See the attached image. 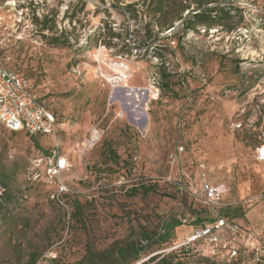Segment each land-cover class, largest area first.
<instances>
[{
    "label": "rangeland",
    "instance_id": "374dc122",
    "mask_svg": "<svg viewBox=\"0 0 264 264\" xmlns=\"http://www.w3.org/2000/svg\"><path fill=\"white\" fill-rule=\"evenodd\" d=\"M135 2L0 0L3 60L57 120L53 134L34 138L0 125V174L16 198L0 212V264L32 256L74 264L86 246L112 250L165 227L164 242L142 241L138 263L168 252L200 220L213 224L186 194L198 189L200 166L211 184L227 189L221 215L254 244L243 264H264V161L256 160L264 146V0H229L238 22L231 32L175 23L164 34L162 59L120 49L121 40L107 45L105 26L138 30L142 40L146 20L129 21L121 9ZM34 18H46L48 29ZM127 89L136 97L125 96ZM93 132L99 139L86 149ZM55 150L69 169L42 183ZM59 181L69 189L66 203L78 202L80 217L68 223L49 199ZM197 248L218 253L207 243Z\"/></svg>",
    "mask_w": 264,
    "mask_h": 264
},
{
    "label": "trees",
    "instance_id": "16d2710c",
    "mask_svg": "<svg viewBox=\"0 0 264 264\" xmlns=\"http://www.w3.org/2000/svg\"><path fill=\"white\" fill-rule=\"evenodd\" d=\"M120 1L113 0L116 4H119ZM101 3H103V0H101ZM229 5V0H137V2L125 5L121 9L129 21L137 23L138 20H146V24L142 27V40H139L137 35L138 30H132L128 27L122 31L123 33H115L110 27L105 26L107 45H112L113 40H121L120 49L134 50L139 55L142 53L143 56H146L151 51L153 57L162 59L160 52H163L167 48L166 45L163 47L162 42L168 40V37L164 36V34L174 28L175 23L180 22V25L186 31L196 27H204L206 30H210L213 27L219 26L226 30V32H231L238 25V22H232L233 18L230 12L233 7ZM34 21L43 30L48 29L45 26L47 22L46 18H43L41 21L34 18ZM102 37H105V35H100L99 39ZM51 41L53 45H59L60 37L51 38ZM116 46L118 45L114 44V47ZM50 113L53 115L56 123L57 120L54 114ZM38 136L45 137L46 135ZM29 137L34 138L36 136ZM111 156L113 161L117 163L118 157L116 154L109 152L108 157L110 158ZM7 180L5 175L0 174V189L2 190L0 194V212L3 208L13 206L16 203V198L10 193L8 194ZM42 183L46 184V182ZM140 191L143 195H147L150 192L149 188H142ZM63 199L66 202L68 199L67 195L63 196ZM51 202L60 210L62 209L55 202ZM67 204L69 207V217L67 220L65 212L62 209L64 220L68 223L72 217L73 219H79L78 202L69 203L68 201ZM202 208L207 213L206 209ZM199 222L201 224L199 229H205L203 225L204 220H200ZM167 231L166 227L160 228L156 233L150 232V234L141 236L137 242H129L124 246L115 245L112 250L109 249L107 251H96L86 246L83 256L74 264H216L218 261L230 264H243L252 253L248 250H241L239 256L235 259H229L224 251V255H221L220 252L205 254L197 248L195 253H193L196 245L198 247L205 246V242L197 240L175 249H172L174 248L172 247L168 252L158 253L148 260L138 263L140 256L146 251L142 243L144 241L150 243L154 238L164 242L168 238ZM37 261V257L32 256L25 264H36Z\"/></svg>",
    "mask_w": 264,
    "mask_h": 264
},
{
    "label": "built area",
    "instance_id": "2783aa9c",
    "mask_svg": "<svg viewBox=\"0 0 264 264\" xmlns=\"http://www.w3.org/2000/svg\"><path fill=\"white\" fill-rule=\"evenodd\" d=\"M14 1L18 3L19 0ZM2 51L3 49L0 46V125L8 132H22L27 136L53 134L55 125L53 115L29 90L27 82L6 66ZM98 139L97 132H93L85 141L86 149L92 148ZM182 150L180 148V151ZM170 159L173 164L175 162L174 158L171 156ZM50 160L52 164L46 170L42 182L57 179L69 169L67 160L59 154L58 150L53 152ZM256 160L259 162L264 161V146L257 149ZM200 171L201 182L198 189L188 187L186 188V194L206 209L214 220L213 224L208 228L194 231L183 244L172 249L193 241L202 240L214 250H218L220 253L225 252L229 259L237 258L241 250L252 252L254 244L250 241L251 239H246V233L237 223L223 217L220 213L223 198L227 193L226 187L211 184L202 166H200ZM54 187L49 199L63 209L68 220L69 207L63 196L69 193V189L61 181ZM36 264H47V262L39 259Z\"/></svg>",
    "mask_w": 264,
    "mask_h": 264
},
{
    "label": "bare ground",
    "instance_id": "6f19581e",
    "mask_svg": "<svg viewBox=\"0 0 264 264\" xmlns=\"http://www.w3.org/2000/svg\"><path fill=\"white\" fill-rule=\"evenodd\" d=\"M125 96H128V97H132V96H135L136 97V94L133 90L131 89H127L125 91ZM137 108L135 107V109H133L134 111L132 112V116H134V120H135V124L140 127V128H143L144 125H145V120L142 118V115L138 113V111L136 110ZM145 122V123H144ZM85 145V142L84 144Z\"/></svg>",
    "mask_w": 264,
    "mask_h": 264
},
{
    "label": "water",
    "instance_id": "95a60500",
    "mask_svg": "<svg viewBox=\"0 0 264 264\" xmlns=\"http://www.w3.org/2000/svg\"><path fill=\"white\" fill-rule=\"evenodd\" d=\"M172 31H173V28H172L171 30H169V32H168V33L172 32Z\"/></svg>",
    "mask_w": 264,
    "mask_h": 264
}]
</instances>
